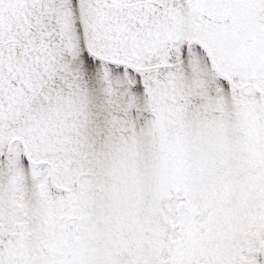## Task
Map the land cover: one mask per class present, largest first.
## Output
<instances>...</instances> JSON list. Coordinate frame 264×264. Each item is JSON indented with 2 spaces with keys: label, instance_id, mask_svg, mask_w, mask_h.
<instances>
[{
  "label": "snow or ice",
  "instance_id": "obj_1",
  "mask_svg": "<svg viewBox=\"0 0 264 264\" xmlns=\"http://www.w3.org/2000/svg\"><path fill=\"white\" fill-rule=\"evenodd\" d=\"M0 264H264V0H0Z\"/></svg>",
  "mask_w": 264,
  "mask_h": 264
}]
</instances>
